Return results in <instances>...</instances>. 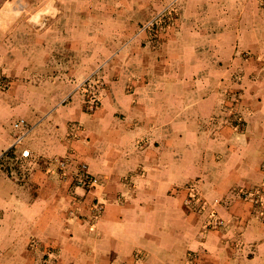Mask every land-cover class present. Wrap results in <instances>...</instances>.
Segmentation results:
<instances>
[{
  "label": "crops",
  "instance_id": "0c3cea01",
  "mask_svg": "<svg viewBox=\"0 0 264 264\" xmlns=\"http://www.w3.org/2000/svg\"><path fill=\"white\" fill-rule=\"evenodd\" d=\"M0 66V264H264V0H0Z\"/></svg>",
  "mask_w": 264,
  "mask_h": 264
},
{
  "label": "built area",
  "instance_id": "2783aa9c",
  "mask_svg": "<svg viewBox=\"0 0 264 264\" xmlns=\"http://www.w3.org/2000/svg\"><path fill=\"white\" fill-rule=\"evenodd\" d=\"M176 14H177L176 5L175 2L172 1L169 4L165 5L160 11H158L157 14L146 24H143L140 27V30L141 31L151 30L158 33H164L175 25L177 19ZM13 126L15 129L18 130V134L16 136L14 145L19 146L20 144H22L27 134L31 131L32 126L29 125L24 119H19L15 121L13 123ZM22 156L27 158L30 156V152L23 151ZM53 162L56 165V168L58 169L62 177H67L69 175H72L79 186L96 187L99 184L98 178L90 174V172L86 167V164L83 163L79 164L74 159L66 158V157L55 158ZM190 189H191L190 190L191 199L189 203H192V201H194L197 204L201 205L204 199L201 193L198 191L197 184H194V186H192ZM250 195L251 192L250 193L247 192L246 197ZM254 200L255 203L257 204L260 203V198H257V195ZM102 210H103V203L97 201L95 205L96 214L99 215ZM223 223H224L223 219H217L213 222V225L219 226Z\"/></svg>",
  "mask_w": 264,
  "mask_h": 264
},
{
  "label": "rangeland",
  "instance_id": "374dc122",
  "mask_svg": "<svg viewBox=\"0 0 264 264\" xmlns=\"http://www.w3.org/2000/svg\"><path fill=\"white\" fill-rule=\"evenodd\" d=\"M170 2H172V1L166 2L165 5L169 4ZM165 5H163V7ZM161 9H159L158 11H160ZM157 12L155 13V15L157 14ZM176 17H177V19H176L175 25L177 24V22L179 20L178 11H177ZM172 28H170V29H172ZM148 31H151V30H148ZM151 34H152L153 39L158 40L157 35L162 34V33L151 31ZM9 82H10V80H9V77L7 76L6 68L0 66V87H7V84H9ZM102 85H103V83L101 82L100 78L98 77V72H95V74L79 80L78 88H79V90H81V92L84 96L83 99H84L85 104L87 105L88 110L91 111V110L95 109L96 106L99 104V101L101 98ZM94 100H96V101H94Z\"/></svg>",
  "mask_w": 264,
  "mask_h": 264
}]
</instances>
